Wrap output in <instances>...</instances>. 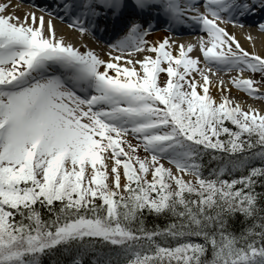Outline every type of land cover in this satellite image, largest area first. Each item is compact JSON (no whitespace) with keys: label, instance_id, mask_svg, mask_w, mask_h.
Segmentation results:
<instances>
[{"label":"snow or ice","instance_id":"6c2138e0","mask_svg":"<svg viewBox=\"0 0 264 264\" xmlns=\"http://www.w3.org/2000/svg\"><path fill=\"white\" fill-rule=\"evenodd\" d=\"M31 6L0 3V264H264V56L228 31L264 0Z\"/></svg>","mask_w":264,"mask_h":264},{"label":"bare ground","instance_id":"6f19581e","mask_svg":"<svg viewBox=\"0 0 264 264\" xmlns=\"http://www.w3.org/2000/svg\"><path fill=\"white\" fill-rule=\"evenodd\" d=\"M4 1L11 5V8L9 10L12 11L11 13L14 14V15H17V16L19 15L20 16V14H22L23 16H25V14L32 13L30 11V9L28 8L29 6H27V3L26 4H19V3L16 4V3L8 1V0H0V3H3ZM45 19L47 20L48 18L45 17ZM55 27H56V31H57L58 35H60V34L69 35V32L64 27H59V26H55ZM228 31L229 32H235L236 38L239 40L241 45L246 50L252 51V46L248 42V39H247V36L250 33L251 36H252L253 41L255 42L256 50L259 52V54L264 56V34H261L259 31L255 30V29H252L250 26H249V28H245L244 30L233 29V28L229 27ZM177 32H179V30H177ZM179 33L182 35V34H186L188 32L185 31V32H179ZM164 36L165 35L163 33L157 32V34L153 36V40H158L159 38L164 37ZM69 38H70L71 42H73L74 39L76 38L75 34L72 33ZM177 42L178 43H185V44L189 43L188 41H182L181 42L178 37H177ZM74 44H79V43H74ZM102 57L106 58V55L103 54ZM213 94L215 95L216 93L213 92ZM232 95L234 97H237L240 100H244L245 99L244 96H242L241 94L237 93L236 91H233ZM248 103H253V101L248 100ZM255 103H256V106L259 109L264 110V102H255Z\"/></svg>","mask_w":264,"mask_h":264},{"label":"rangeland","instance_id":"374dc122","mask_svg":"<svg viewBox=\"0 0 264 264\" xmlns=\"http://www.w3.org/2000/svg\"><path fill=\"white\" fill-rule=\"evenodd\" d=\"M153 39V38H152Z\"/></svg>","mask_w":264,"mask_h":264}]
</instances>
